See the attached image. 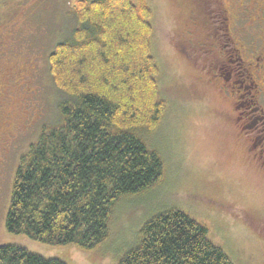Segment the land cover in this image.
<instances>
[{
  "label": "trees",
  "instance_id": "16d2710c",
  "mask_svg": "<svg viewBox=\"0 0 264 264\" xmlns=\"http://www.w3.org/2000/svg\"><path fill=\"white\" fill-rule=\"evenodd\" d=\"M70 14L73 28L48 56L65 94L59 119L21 154L4 226L44 244L90 249L107 239L116 203L162 180L163 158L147 138L167 102L146 0H77ZM139 233L118 264H233L207 225L177 206L152 215ZM0 264L67 263L3 244Z\"/></svg>",
  "mask_w": 264,
  "mask_h": 264
},
{
  "label": "rangeland",
  "instance_id": "374dc122",
  "mask_svg": "<svg viewBox=\"0 0 264 264\" xmlns=\"http://www.w3.org/2000/svg\"><path fill=\"white\" fill-rule=\"evenodd\" d=\"M76 1L0 0V245H21L67 264H118L146 220L177 206L207 225L209 239L233 264H264V171L234 135L232 101L204 68L208 54L190 45L211 34L207 0H146L152 8V54L167 102L147 138L163 158L160 183L116 203L107 239L90 249L6 232L19 158L43 126L59 119L56 104L65 94L53 82L48 56L73 28ZM210 41L217 44L216 35Z\"/></svg>",
  "mask_w": 264,
  "mask_h": 264
},
{
  "label": "flooded vegetation",
  "instance_id": "af4514ba",
  "mask_svg": "<svg viewBox=\"0 0 264 264\" xmlns=\"http://www.w3.org/2000/svg\"><path fill=\"white\" fill-rule=\"evenodd\" d=\"M206 2L213 28L205 40L190 44L191 49L208 54L204 68L218 92L232 101L234 135L246 157L264 171V0ZM213 35L218 43L212 45Z\"/></svg>",
  "mask_w": 264,
  "mask_h": 264
}]
</instances>
